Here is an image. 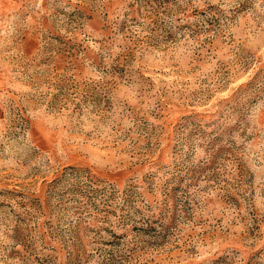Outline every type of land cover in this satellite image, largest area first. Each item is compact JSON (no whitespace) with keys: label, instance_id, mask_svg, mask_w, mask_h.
Wrapping results in <instances>:
<instances>
[{"label":"rangeland","instance_id":"1","mask_svg":"<svg viewBox=\"0 0 264 264\" xmlns=\"http://www.w3.org/2000/svg\"><path fill=\"white\" fill-rule=\"evenodd\" d=\"M0 264H264V0H0Z\"/></svg>","mask_w":264,"mask_h":264}]
</instances>
